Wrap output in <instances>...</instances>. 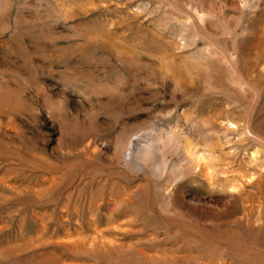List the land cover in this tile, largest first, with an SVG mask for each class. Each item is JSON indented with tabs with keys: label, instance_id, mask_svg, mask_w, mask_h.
<instances>
[{
	"label": "rangeland",
	"instance_id": "rangeland-1",
	"mask_svg": "<svg viewBox=\"0 0 264 264\" xmlns=\"http://www.w3.org/2000/svg\"><path fill=\"white\" fill-rule=\"evenodd\" d=\"M0 264H264V0H0Z\"/></svg>",
	"mask_w": 264,
	"mask_h": 264
}]
</instances>
